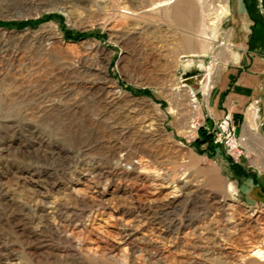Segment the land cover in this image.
Masks as SVG:
<instances>
[{"label":"rangeland","instance_id":"obj_1","mask_svg":"<svg viewBox=\"0 0 264 264\" xmlns=\"http://www.w3.org/2000/svg\"><path fill=\"white\" fill-rule=\"evenodd\" d=\"M263 186L264 0H0V264H264Z\"/></svg>","mask_w":264,"mask_h":264},{"label":"bare ground","instance_id":"obj_2","mask_svg":"<svg viewBox=\"0 0 264 264\" xmlns=\"http://www.w3.org/2000/svg\"><path fill=\"white\" fill-rule=\"evenodd\" d=\"M195 1H196V0H195ZM197 1H201V3H202V1H204V0H197ZM219 11H220V15H221V14H224V13H225V12H224V11H225V10H224V7H223V6L220 7V10H219ZM223 46H224L225 49H227V50L229 51V45H226V44H225V45H223ZM199 88H200V86H199ZM191 92H192V90H191ZM192 93H193V92H192ZM205 94H206V96H207V95H208V92L205 93ZM191 98H192V99H191V102L195 103V101H196L195 98H194L193 96H191ZM263 188H264V187H263ZM260 252H264V251H260ZM260 252H258V253H256V254H257L259 257H263L264 255H262V254H264V253H260ZM261 255H262V256H261Z\"/></svg>","mask_w":264,"mask_h":264},{"label":"crops","instance_id":"obj_3","mask_svg":"<svg viewBox=\"0 0 264 264\" xmlns=\"http://www.w3.org/2000/svg\"><path fill=\"white\" fill-rule=\"evenodd\" d=\"M252 109H254V107H251ZM253 113L254 112H249V111H247V115H246V117H247V124L249 125V126H251L252 128L254 127L253 125H254V120H255V115H253ZM264 187V186H263Z\"/></svg>","mask_w":264,"mask_h":264},{"label":"water","instance_id":"obj_4","mask_svg":"<svg viewBox=\"0 0 264 264\" xmlns=\"http://www.w3.org/2000/svg\"><path fill=\"white\" fill-rule=\"evenodd\" d=\"M199 83H200V80L199 81H193V82L187 84L186 86L191 88L193 93H196L199 90ZM263 190H264V188H263Z\"/></svg>","mask_w":264,"mask_h":264}]
</instances>
